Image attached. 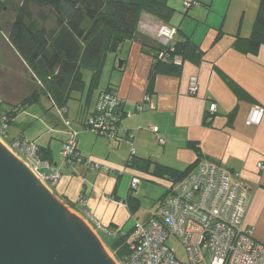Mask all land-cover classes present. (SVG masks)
I'll list each match as a JSON object with an SVG mask.
<instances>
[{
    "label": "crops",
    "instance_id": "obj_1",
    "mask_svg": "<svg viewBox=\"0 0 264 264\" xmlns=\"http://www.w3.org/2000/svg\"><path fill=\"white\" fill-rule=\"evenodd\" d=\"M155 1L172 8L177 7L179 0ZM181 1L182 6L185 1L196 2L197 6L185 9L178 27L172 28L178 29V38L187 37L198 46L204 54L203 60L194 62L187 58L182 62L178 75L156 74L150 83L151 57L142 52L137 42H125L112 55L109 79L104 87H100L99 83V89H113L122 101L128 115L121 120L117 136L124 137V131L134 135L132 146L136 158L149 159L175 172L208 162L216 163L226 170L231 175V183L248 192L249 205L244 225L253 230L255 241L264 244V169H258L259 164L264 165V117L258 126L245 125L252 107H264V46L255 56L245 53L244 41L236 39L237 36L241 39L249 37V34H242V17L237 31L228 30L226 26L229 3L222 14L224 16L216 22L212 16H215L214 4L217 0ZM219 3L222 4L221 1L216 4L219 6ZM161 23V19L143 13L138 31L147 36L140 29L142 25L152 31ZM167 26L170 27L169 22ZM220 32V39L215 41ZM151 36L148 35L149 38ZM119 61L122 62L121 67L118 66ZM192 77L197 79L198 91L196 95L189 96L188 86ZM227 80L236 84L247 99H237ZM146 95L148 101L143 103ZM80 98L83 96L80 95ZM139 104L143 107L141 113L136 112ZM211 104L216 106L213 115L208 111ZM79 108L72 120V124H76L72 128L80 130H77L78 151L84 158L113 170L114 174L86 166H69L64 162L58 165L51 148L56 142L60 153L66 129L52 115L51 126L46 125L45 128L53 136H41V140L32 138L29 141L49 149L52 166L61 173V181L51 190L58 201L83 220L93 217L104 227L122 230L129 214L124 205L128 191L121 189V177L127 175L130 179L132 176L158 179L126 168L131 144L124 138L117 142L82 131L78 124ZM91 110L88 107V111ZM232 111H236L235 117L228 122L227 116ZM149 127L158 129L157 135L164 140L163 145L158 143L157 135L150 132ZM19 136L23 134L18 133L12 138L8 136V139ZM189 143L198 146L200 160L187 147ZM166 178L165 190L169 183Z\"/></svg>",
    "mask_w": 264,
    "mask_h": 264
},
{
    "label": "trees",
    "instance_id": "obj_2",
    "mask_svg": "<svg viewBox=\"0 0 264 264\" xmlns=\"http://www.w3.org/2000/svg\"><path fill=\"white\" fill-rule=\"evenodd\" d=\"M33 7L47 9L53 25L51 27L44 25L47 15L41 11L38 12L41 23L35 22ZM2 10L0 4V12ZM143 13L157 17L167 25L174 10L167 4L155 0H21L12 20L3 31L7 43L24 65V73L28 74L32 88L24 98L14 99L13 102L7 101L9 98L12 99L10 90L2 92L3 103L7 105L0 117V126H5V140L13 142L19 138L25 139L19 136L9 140L6 128L13 124V120L26 106L39 104L43 97L48 99L53 107L62 111L64 117H67L66 106L73 92L83 96L79 109L86 113H89V101L95 90L99 91L97 100L103 94L117 97L109 87L99 89V83L107 57L116 54L125 42H137L142 52L151 57L152 66L148 76L150 83L156 74L176 76L180 73L181 65L172 63L176 56L180 57L182 62L187 58L194 62L203 60L204 54L197 45L187 37L178 38V29L172 44L173 51L166 49L170 58L167 61L158 59V53L163 49L138 31ZM220 37L221 32L215 41ZM236 39L244 41L245 53L250 56L257 55L260 47L264 46V0L259 2L250 36L246 39L237 36ZM83 70L90 72L88 85L83 81ZM227 82L237 99H247L246 94L236 84L229 80ZM112 114L117 118V124L126 117L127 112L124 111L121 100ZM235 114L236 111H232L227 116L228 122L233 120ZM35 145L38 157L52 165L49 149L39 147L36 143ZM187 147L195 152L198 160L201 159L196 144L189 143ZM194 166L182 172H175L162 168L149 159L135 156L130 162H126V168L138 170L157 179L164 180V177H168L165 180L169 183H175L185 177ZM124 205L132 217L138 211L139 202L128 192ZM107 228L115 233L113 237L103 235L111 241L109 251L115 261L124 264L129 254V240L133 229L130 232H123L117 227Z\"/></svg>",
    "mask_w": 264,
    "mask_h": 264
},
{
    "label": "built area",
    "instance_id": "obj_3",
    "mask_svg": "<svg viewBox=\"0 0 264 264\" xmlns=\"http://www.w3.org/2000/svg\"><path fill=\"white\" fill-rule=\"evenodd\" d=\"M196 6V2H183L186 10ZM140 29L147 36L151 34L152 40L163 49L158 53V59L167 61L170 57L166 49L173 51L176 29L163 23L153 31L146 27L145 31L142 26ZM172 63L181 65L182 59L176 56ZM197 91V79L192 77L189 80L188 95L194 96ZM147 96L143 103L148 101ZM119 103L120 99L115 96H99L91 112L78 110V124L82 131L117 142L124 138L131 144L127 157V162H130L135 156L132 146L134 135L124 131V137L117 136L119 124L112 114ZM142 109L139 104L136 112L141 113ZM208 111L213 115L216 106L211 104ZM60 114L63 117L62 126L66 129V138L60 150L64 164L102 169L114 174L113 170L81 155L77 149L79 132L72 128L71 121L63 116L62 111ZM263 117L264 107L254 106L248 113L245 125L258 126ZM4 129L5 126H0V141L34 172L46 188L54 189L62 178L59 170L38 157L35 143L20 138L7 142ZM148 130L158 134L156 127H149ZM156 137L158 143L163 145L164 140L158 135ZM258 169L263 170L264 165L259 164ZM139 182L138 177L132 176L128 192L136 191ZM166 192L154 214L147 221H137L133 226L129 254L124 264H264V244L255 241L253 230L244 225L249 194L231 183V175L226 170L216 163H199L179 181L168 183ZM85 220L97 233L110 237L115 235L93 217H85ZM168 240L178 242L183 250L182 258L166 246Z\"/></svg>",
    "mask_w": 264,
    "mask_h": 264
},
{
    "label": "water",
    "instance_id": "obj_4",
    "mask_svg": "<svg viewBox=\"0 0 264 264\" xmlns=\"http://www.w3.org/2000/svg\"><path fill=\"white\" fill-rule=\"evenodd\" d=\"M0 264H116L92 228L1 141Z\"/></svg>",
    "mask_w": 264,
    "mask_h": 264
},
{
    "label": "rangeland",
    "instance_id": "obj_5",
    "mask_svg": "<svg viewBox=\"0 0 264 264\" xmlns=\"http://www.w3.org/2000/svg\"><path fill=\"white\" fill-rule=\"evenodd\" d=\"M217 1H221L219 6ZM214 4V14L212 18L215 19L216 22H219L220 17L222 15L226 7L229 3L228 8V19L226 20V26L228 30H238L239 22L241 20V30L242 34H249L252 31V27L255 21V17L257 14L258 6L260 0H217ZM21 0H0V4L3 7V10L0 12V117L3 112L6 110L7 105L3 103L4 94L3 91L10 90L12 99H8L7 101L13 102V100H20L29 94L31 86V81L28 74L24 73L25 67L14 53L12 48L9 46L6 40V34L3 31V28H6L9 22L12 20L17 8L20 5ZM175 12L171 19L169 20L170 27L177 28L179 22L182 20L184 16V7L182 6V1H178L177 7H172ZM35 22H39L38 12H42L47 15V20L44 23L46 27H51L53 25V20L50 16H48L47 9H37L33 7L32 9ZM178 20V21H177ZM145 30V25H142ZM233 28V29H232ZM205 30V29H204ZM146 31V30H145ZM153 31V30H152ZM201 31V30H200ZM248 38V37H247ZM108 60H106L105 65L103 67L101 79H100V87H104L109 79V70L111 67L112 55L108 56ZM119 63V62H118ZM24 73V74H23ZM83 81L86 85H88L90 80V72L88 70H83ZM97 90H95L91 96L89 101V108L94 109V106L97 101ZM14 95V96H13ZM97 95V96H96ZM71 100L68 102L66 106L67 111V119L71 121L74 119L75 111L80 106V102L82 103L80 97V93L73 92L71 96ZM3 103V104H2ZM16 104V103H14ZM91 110V111H92ZM90 111V112H91ZM56 118L57 121L62 123L63 117L60 114V110L56 107H53L52 104L46 98H41L39 104H34L30 106H26L24 111L21 112L13 124L8 125L6 128L7 134L10 138L17 136L18 133L23 134L25 139L29 140L32 138H36V140H41L40 137L49 138L48 129H46V125L51 126V122L53 117ZM2 120L4 118H1ZM73 127L76 124H72ZM77 128V127H76ZM79 130V128H77ZM80 131V130H79ZM82 133V132H80ZM79 135V134H78ZM78 137V136H77ZM58 144L56 142L52 145V152L55 162L59 165L63 164V158L59 153ZM61 150V149H60ZM139 186L136 191L131 192L135 198L139 202L138 211L132 217L127 216L125 223L122 227L123 232H130L138 221L139 223H143L147 221L151 215L154 214L155 209L160 204L162 198L165 196V185L164 180H154V179H146L139 178ZM130 182V177L123 175L119 181L121 189H126L128 191V186ZM85 220V219H84ZM85 222L90 226V224L85 220ZM93 230V229H92ZM94 231V230H93ZM97 235L99 241L101 242L105 252L111 256V258L115 261L112 254L109 251V245L111 243L110 240H107L103 235L94 231ZM131 237V236H130ZM166 246L173 249L175 253L182 258L183 250L178 244V242L173 240H168L166 242ZM116 264H119L115 261Z\"/></svg>",
    "mask_w": 264,
    "mask_h": 264
}]
</instances>
